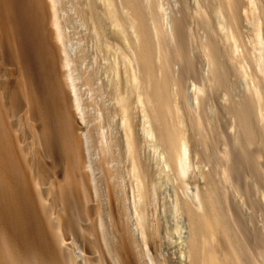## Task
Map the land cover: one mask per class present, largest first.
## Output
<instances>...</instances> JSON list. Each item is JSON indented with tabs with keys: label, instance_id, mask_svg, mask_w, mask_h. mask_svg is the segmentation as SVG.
<instances>
[{
	"label": "bare ground",
	"instance_id": "obj_1",
	"mask_svg": "<svg viewBox=\"0 0 264 264\" xmlns=\"http://www.w3.org/2000/svg\"><path fill=\"white\" fill-rule=\"evenodd\" d=\"M115 1L86 0V12L93 41L128 46L122 69L113 54L104 59L109 89H129V179L102 189L88 162L92 194L60 189L74 206L50 198L42 209L29 193L22 144L0 115V264H264V0L243 12L232 8L238 0H222L225 11ZM40 8L39 0H0V35L20 64L47 152L77 155L79 123L51 75ZM96 74L84 69L87 81ZM253 97L257 114L245 104ZM167 180L180 188L168 201L156 192Z\"/></svg>",
	"mask_w": 264,
	"mask_h": 264
},
{
	"label": "rangeland",
	"instance_id": "obj_2",
	"mask_svg": "<svg viewBox=\"0 0 264 264\" xmlns=\"http://www.w3.org/2000/svg\"><path fill=\"white\" fill-rule=\"evenodd\" d=\"M143 1L148 3L150 0ZM164 1L170 2L171 10L195 11L205 10L208 7L222 11L230 9L229 4L222 0H183V3L179 0ZM39 2L42 7L40 8L42 28L52 46L54 63L51 75L63 87L65 85L66 111L75 122L79 123L76 132L83 137L80 138L82 142L77 155H74L71 148H67L58 158L47 152L44 125L32 113L29 98L21 81L22 69L13 55H10L12 53L9 52L2 35H0V77H5L6 80L0 82V115H3L8 122L7 126L15 130L14 138L22 144L20 151L24 156L29 193L38 200L42 209L44 207L48 209L47 202L50 198L54 200L56 198L59 203L68 202L73 205L71 199L66 197L70 191L80 194L81 197L87 193L89 196L92 194L88 187L91 184L85 176L88 162L94 165L97 185L102 189L114 188L117 181L125 184L129 179V159L124 143L125 134H129V89L125 86L119 91L109 89L105 72L107 65L104 59L107 55L106 51L109 55L113 54L117 66L122 69L124 62L120 51H124L123 48L128 50V46L119 40L108 50L104 42L92 40L94 30L86 12V0H39ZM115 2L118 3V0ZM259 6L258 0H238L236 6L232 8L243 12L257 10ZM53 11L56 15L55 20L52 19ZM61 46L70 56L68 66L64 63ZM87 68L97 73L93 81H87L84 77V69ZM68 70L72 75L76 99L69 83ZM123 96L128 99L126 107L118 102ZM253 99L254 97L248 99L245 104L251 113L257 114L256 104L252 103ZM176 103L180 105L182 102L177 98ZM77 106L85 112L84 126L80 123L81 115L77 111ZM149 140L148 136L141 139L142 144L145 141L146 146L148 144L146 150L147 148L151 150ZM162 183L156 191L160 199L164 196L168 201L176 196L177 191L180 193V188L174 187L172 180ZM60 189L65 191L66 195L60 196ZM159 209L163 217L164 214H169V221L173 220L171 207L160 201ZM4 225V217L0 215V234ZM6 263L7 261L1 264Z\"/></svg>",
	"mask_w": 264,
	"mask_h": 264
}]
</instances>
